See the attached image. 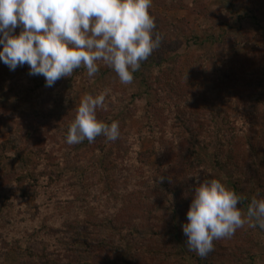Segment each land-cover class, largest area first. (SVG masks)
<instances>
[{
    "label": "rangeland",
    "instance_id": "1",
    "mask_svg": "<svg viewBox=\"0 0 264 264\" xmlns=\"http://www.w3.org/2000/svg\"><path fill=\"white\" fill-rule=\"evenodd\" d=\"M149 11L164 39L129 85L100 63L92 77L83 67L73 80L37 94L34 82L40 76L29 75L28 65L14 71L4 63L0 66V195L7 198L0 219V264H40L30 258L31 243L52 264H264V230L248 223L231 238L217 240L218 246L214 242V250L198 261L182 229L189 202L176 203L167 191L162 169L168 165L166 150L164 157L148 159L149 169L142 170L131 163L127 144L144 126L147 104L166 97L163 90L154 89L163 85V70L177 68L189 85L184 92L203 100L204 113L220 114L211 145H199L210 173L207 179L221 180L235 191L231 171L214 160L222 133L237 131L244 148L258 142L235 191L243 198L238 207L246 216L251 201L264 194V0H152ZM258 68L263 71L257 77ZM105 89L117 98L106 97L97 116L109 124L118 121L120 138L105 150L103 136L69 145L65 129L81 99ZM53 93V115L45 123L34 116L35 110H50ZM110 106L113 109L107 110ZM31 129L37 134L28 140ZM182 137L193 140L188 133ZM157 142L154 137L142 139L140 149ZM114 152L129 163L114 161ZM24 172L37 182L26 186L28 198L21 196L22 185L16 181ZM200 175L187 194H192ZM245 249L249 258L243 255Z\"/></svg>",
    "mask_w": 264,
    "mask_h": 264
},
{
    "label": "clouds",
    "instance_id": "2",
    "mask_svg": "<svg viewBox=\"0 0 264 264\" xmlns=\"http://www.w3.org/2000/svg\"><path fill=\"white\" fill-rule=\"evenodd\" d=\"M151 4L152 0H0V62L12 71L28 65L29 75L43 76L46 87L72 77L82 66L92 77L103 63L129 85L164 39L150 14ZM108 94L105 89L81 99L66 135L69 145L92 143L100 136L109 142L120 137L118 121L109 124L97 116ZM242 200L221 180L197 179L182 225L188 250L203 259L214 250V241L231 238L246 223L264 230V199H253L246 216L238 207Z\"/></svg>",
    "mask_w": 264,
    "mask_h": 264
},
{
    "label": "trees",
    "instance_id": "3",
    "mask_svg": "<svg viewBox=\"0 0 264 264\" xmlns=\"http://www.w3.org/2000/svg\"><path fill=\"white\" fill-rule=\"evenodd\" d=\"M170 26H173V24H171ZM194 62H191V65H195ZM0 66H3V62H0ZM83 69L84 68L82 66L81 68L74 70L72 77H64L59 79L58 81H56L53 87H55L61 81H65L68 79L73 80L74 76L77 77L78 75H80ZM194 70L195 69H193V73ZM261 71H263L262 68L256 69L255 76H257ZM260 77H262V75H260ZM151 79L153 82H155V78ZM159 79L163 85L158 86V88H156V86L154 85V89L156 91L159 90V92L163 90L166 93V97H157L155 98V100H152L147 104V109L145 111L147 120L144 126L141 127L139 134L136 136V140H134L133 138L132 140H130V138H128L127 144H129V151L132 158L128 156H126V158H131V163H133L134 166L138 165L140 169L144 170L149 169L147 168L146 164V162H148V159H150L153 155L159 154L160 156L162 155L164 157L163 151L166 150L165 159H163L167 160L166 162L168 163V165L166 166V168L162 169L163 173L166 175V183H168L169 185L167 186V191L171 194V200L176 201V203H180V201H183V199H185L187 200L186 203L189 202L188 204L190 205L192 194H187V187L195 183V178L199 174H201L199 178L200 182H202L201 179L203 180L210 177L209 170L205 166L203 154L199 150V145L205 148L211 145V143L213 142V135L218 129L216 128V125L218 124L216 122L220 114L207 111L204 113V107L201 104L203 100L200 102V98L194 96L190 98L188 94L184 92L188 89L189 85H187L184 76L181 72H179L177 68L171 67L164 69L162 77H160ZM31 80H33V78H31ZM34 83V89L36 91H40L37 94L42 93L47 88L48 90L53 88L45 86L46 82L43 76H40L39 79ZM150 84H152V82H150ZM54 94L55 93L51 94L50 96V102L52 104L49 105L50 110L48 108H44V110L46 109V112L44 110L39 111H44V115H41V113L35 110L36 115L34 116L39 118L42 122L44 121L45 123H47L52 118V106L54 103V99L56 98V95ZM113 95H111L109 92L107 97H114ZM114 98H117V96H115ZM29 99H31V95H29ZM112 109V106L107 107V110ZM166 114H168L169 116V125L165 124V120L167 119ZM75 116L76 113H74L73 117L75 118ZM44 118L45 120H43ZM69 126L70 125H68L65 129L66 132H68ZM29 133H27L28 140L33 139L36 136L37 131H32L31 129ZM184 133H188L189 138L191 137L193 140H188V138L182 137ZM168 134H171L170 138H168ZM148 137L157 138V146H154L147 150L140 149V142L142 141V139ZM238 139L239 135L234 129L232 133H222V135H220V146L216 150L214 155L216 165L222 168L227 167L231 171L234 178L232 187L235 189V191L239 189L240 185L244 181L243 170L245 166L251 165L252 160L259 149L258 142L256 141L255 144L249 143L247 144L248 146L244 148L242 146V143H240ZM111 143L112 142L103 139V141L101 142V149H107L108 147L113 145ZM113 160L119 163H123L124 165H127L129 163L127 162L128 160L120 158V155L117 152H114ZM16 181L22 185L21 196L23 198H28L29 195L26 186L29 184L33 186L35 183H37L36 180H34L31 176V174L26 172L21 173L19 177L17 176ZM145 196L146 195H144L143 197L145 198ZM6 199V197L0 195V219L6 211ZM261 199H264V194L259 200ZM147 201L151 202V198ZM183 217L184 218L181 221L186 222L187 213ZM214 242L216 245L218 241L216 240ZM31 244L27 246V251L29 252L31 259L39 260L40 264H52L47 254H44L41 249ZM216 246H218V244ZM169 250H172V248H170ZM159 252L163 253L162 251ZM244 252L245 253L243 255L246 254L245 257L249 258L251 256V254H249L250 252L247 249H245ZM191 253L198 261L202 260V258L197 256L194 252ZM166 256L171 257L172 252L168 251V254ZM241 260H243V258H241L240 261Z\"/></svg>",
    "mask_w": 264,
    "mask_h": 264
}]
</instances>
